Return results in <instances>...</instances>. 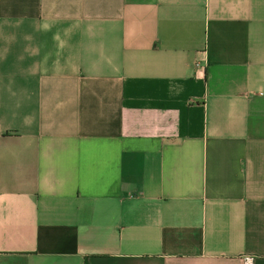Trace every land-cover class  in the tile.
I'll return each mask as SVG.
<instances>
[{
	"label": "crops",
	"instance_id": "crops-1",
	"mask_svg": "<svg viewBox=\"0 0 264 264\" xmlns=\"http://www.w3.org/2000/svg\"><path fill=\"white\" fill-rule=\"evenodd\" d=\"M264 264V0H0V264Z\"/></svg>",
	"mask_w": 264,
	"mask_h": 264
},
{
	"label": "built area",
	"instance_id": "built-area-1",
	"mask_svg": "<svg viewBox=\"0 0 264 264\" xmlns=\"http://www.w3.org/2000/svg\"><path fill=\"white\" fill-rule=\"evenodd\" d=\"M251 263V256H245L244 257V264H250Z\"/></svg>",
	"mask_w": 264,
	"mask_h": 264
}]
</instances>
